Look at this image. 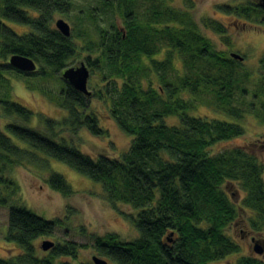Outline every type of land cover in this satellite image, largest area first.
Here are the masks:
<instances>
[{
  "label": "trees",
  "instance_id": "16d2710c",
  "mask_svg": "<svg viewBox=\"0 0 264 264\" xmlns=\"http://www.w3.org/2000/svg\"><path fill=\"white\" fill-rule=\"evenodd\" d=\"M92 1L96 4L71 16L74 0H0V112L8 120L7 133L99 183L113 207L132 208L127 217L138 231L136 239L92 235L94 250L114 264H212L233 254L238 255L234 264H264L259 256L241 254V245L227 233L246 214L249 229L264 239L263 165L247 146L225 144L244 134L240 124L193 114L204 104L236 120L251 114L264 122V61L255 72L242 68L202 34L192 14L164 0ZM218 8L264 24V7L253 0ZM57 15L69 20V36L55 27ZM3 20L27 30L17 33ZM201 23L229 45L226 26L212 18ZM12 55L32 59L35 71L13 67ZM79 58L96 79L90 96L61 78ZM58 73L62 87L55 102L66 117L57 121L37 114L44 130L37 129L30 124L35 113L10 100L9 75ZM91 97L108 103L110 117L132 136L119 157L92 159L53 139L59 127L106 134L91 111ZM172 116L177 122L166 124ZM10 136L0 130V184L9 182L6 173L15 165L45 164ZM44 181L64 197L74 194L57 172ZM57 225L23 205L11 206L4 239L19 252L0 257V264H91L78 261L84 246L73 241L38 250L35 240L53 236Z\"/></svg>",
  "mask_w": 264,
  "mask_h": 264
},
{
  "label": "rangeland",
  "instance_id": "374dc122",
  "mask_svg": "<svg viewBox=\"0 0 264 264\" xmlns=\"http://www.w3.org/2000/svg\"><path fill=\"white\" fill-rule=\"evenodd\" d=\"M164 1L175 9L185 10L192 14L202 34L209 37L217 48L243 56V60L240 61L242 68L255 72L262 67V61H264V24H258L261 19L246 21L244 18L227 14L218 8L224 4L237 5L249 0ZM94 4L96 2L92 0H74L71 16L77 13L79 9H85ZM29 13L34 15L33 12ZM57 18H63L70 25L69 20L65 17L57 15L55 19ZM206 18L215 19L226 26L229 45L223 44L219 35L203 27L201 22ZM3 21L17 33H23L27 30L23 25L7 20ZM81 62H83L82 59H75L68 63L66 68L79 66ZM175 66L178 69L181 68L179 60L175 61ZM57 76L60 74L46 78L37 76L21 78L14 74L9 75L10 100L35 113L30 124L37 129L44 130V124L38 119L37 114L57 121L66 117V112L59 108L55 102V98L62 87ZM95 81L96 79L89 75L87 88L90 92L94 90ZM90 100L91 111L96 115L98 125L106 131V134L96 137L89 134L84 128L72 133L67 129L61 130L59 127L58 135L53 139L57 142L64 141L66 145L74 147L92 159H96L99 155H107L112 158L119 157L128 149L132 136L121 131L110 117L108 103L92 97ZM193 114L240 124L244 128V134L229 140L225 144L247 146L262 163L264 177V122L259 121L251 114H246L242 120H236L217 113L204 104L198 105ZM177 120L176 116H172L167 117L164 121L166 124H172ZM7 121V118L2 116L0 112V130L10 136L5 128ZM10 138L19 148L36 153L38 157L45 160V164L24 161L6 173V178L10 183L0 184V257L9 258L19 252L17 245L6 241L4 235L9 208L13 205H23L43 218L58 220L53 236H44L35 240V245L39 251L42 250L41 243L43 240H50L54 243L73 241L84 246L79 248L78 261L94 264L92 257L98 256L105 259L107 264H114L94 250L92 235L101 236L107 233H115L123 241L136 239L138 231L127 217L129 213L134 212L132 208L122 204H116V207H113L105 199L99 183L78 173L61 161L34 151L26 143L12 136ZM51 171L61 174L71 186L74 194L64 197L59 192L52 190L44 181V178ZM233 190L230 187L228 192L234 198H238V193ZM246 220L247 215H241L227 228V233L241 245V254L256 255L264 260V253L257 255L254 252V242L252 241V239L258 240L264 247V239L249 229ZM237 256L233 254L225 259L214 261L212 264H234Z\"/></svg>",
  "mask_w": 264,
  "mask_h": 264
},
{
  "label": "water",
  "instance_id": "95a60500",
  "mask_svg": "<svg viewBox=\"0 0 264 264\" xmlns=\"http://www.w3.org/2000/svg\"><path fill=\"white\" fill-rule=\"evenodd\" d=\"M260 6L264 7V0H260ZM55 27L60 31L64 36H69L70 34V25L63 18H58L55 20ZM230 57L239 61L243 60V56L238 53L230 52ZM9 63L24 72H33L36 69V64L34 61L28 57L21 55H12L9 57ZM89 70L87 66L81 62L79 66L76 67H67L61 73V78L68 82L75 90L90 96L91 92L87 88V82L89 79ZM254 242L253 250L256 254L261 255L264 253V247L259 243L258 240L252 239ZM54 242L50 240H43L41 243V249L46 251L54 246ZM92 261L94 264H107V261L101 257L93 256Z\"/></svg>",
  "mask_w": 264,
  "mask_h": 264
},
{
  "label": "flooded vegetation",
  "instance_id": "af4514ba",
  "mask_svg": "<svg viewBox=\"0 0 264 264\" xmlns=\"http://www.w3.org/2000/svg\"><path fill=\"white\" fill-rule=\"evenodd\" d=\"M253 2H257L259 4L260 3V0H253Z\"/></svg>",
  "mask_w": 264,
  "mask_h": 264
}]
</instances>
